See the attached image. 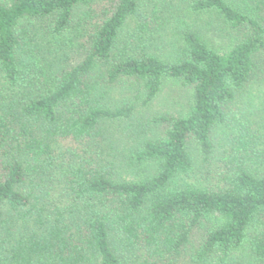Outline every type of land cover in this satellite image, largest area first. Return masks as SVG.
Here are the masks:
<instances>
[{
  "label": "trees",
  "instance_id": "16d2710c",
  "mask_svg": "<svg viewBox=\"0 0 264 264\" xmlns=\"http://www.w3.org/2000/svg\"><path fill=\"white\" fill-rule=\"evenodd\" d=\"M0 264H264V0H0Z\"/></svg>",
  "mask_w": 264,
  "mask_h": 264
},
{
  "label": "rangeland",
  "instance_id": "374dc122",
  "mask_svg": "<svg viewBox=\"0 0 264 264\" xmlns=\"http://www.w3.org/2000/svg\"><path fill=\"white\" fill-rule=\"evenodd\" d=\"M135 26L133 22L131 29ZM188 100V89L178 82L172 80L167 81L163 90L148 108L142 110V114L147 116L149 113L169 112L178 114L185 109Z\"/></svg>",
  "mask_w": 264,
  "mask_h": 264
}]
</instances>
